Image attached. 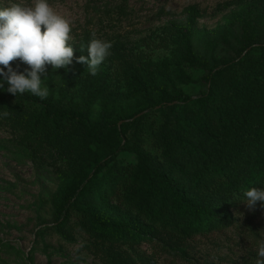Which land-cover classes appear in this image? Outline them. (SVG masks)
Wrapping results in <instances>:
<instances>
[{"label":"rangeland","instance_id":"rangeland-1","mask_svg":"<svg viewBox=\"0 0 264 264\" xmlns=\"http://www.w3.org/2000/svg\"><path fill=\"white\" fill-rule=\"evenodd\" d=\"M9 2L0 0V6ZM19 2L30 5L32 0ZM49 2L71 23L69 42L74 44V57L88 56L87 50L81 52L79 48L85 49L93 38L112 43L110 55L100 66L111 74L107 83L111 92L102 94L103 86L98 82L88 86L78 81L67 89L60 69L49 65L44 74L48 97L41 100L30 93L23 96L50 105L58 114L65 111L84 116L94 127L105 121L133 123L124 136L127 149L117 160L123 177L138 176L142 181L145 173L159 169L173 182L191 186L192 196L206 198L209 183L195 188L187 177L177 173L174 155L171 159L165 157L167 151L171 155L180 151L178 138L183 133L179 121L195 118L200 112L196 105L168 100L181 95L198 99L204 91L201 79L205 71L186 64L183 47L176 39H170L166 46L161 45L160 39L171 23L188 29V9L196 8V22L189 28L193 49L211 66L223 68L215 78L217 98L208 106L205 119L218 123L217 128L234 123L232 129L237 135L218 158L234 165L245 156L243 150L237 151V146L250 135L248 126L262 125L263 114L254 111L264 112V60L253 49L260 45L255 42L257 39L264 42V32L258 35L261 25L255 22L233 31L229 24L235 15L255 4H264V0ZM256 25L257 31H253ZM247 46L250 48L244 50ZM116 53L126 61L122 68L114 61ZM17 61L10 64L17 68ZM25 66L18 68L22 71ZM251 75L255 76L257 87L253 89L247 84L249 90L244 91L246 78ZM236 86L243 90V95L234 94ZM4 87L7 89V84ZM31 106L40 115L41 108L34 103ZM64 122L74 138L78 163L45 156L27 134L0 122V264H257L258 246L264 244V207L257 202L255 208L249 209L236 196L232 205L224 207L230 211V222L190 237L176 238L160 225L148 224L143 219L138 222L149 235L136 242H102L77 229L72 221L60 226L56 207L61 194L75 174L84 172L96 151L91 141L81 140L77 119ZM192 165L186 172H193L196 165L191 168Z\"/></svg>","mask_w":264,"mask_h":264},{"label":"trees","instance_id":"trees-1","mask_svg":"<svg viewBox=\"0 0 264 264\" xmlns=\"http://www.w3.org/2000/svg\"><path fill=\"white\" fill-rule=\"evenodd\" d=\"M188 11L190 28L195 24L198 12L194 7ZM251 22L261 25L258 35L261 31L264 32V4H255L240 15H235L230 20L229 29L240 30L247 24L251 25ZM189 28L182 29L171 23L169 30L160 39L162 46H166L170 39H176L183 47L186 64L205 71L201 79L204 91L198 99L181 95L168 100L196 105L200 112L195 118L179 121V129L183 133L178 138L180 151L172 155L167 151L165 157L171 159L174 155L173 165L177 173L187 177L195 188L209 183V194L203 199L189 193L191 186L173 182L165 172H158L159 169L145 173L141 177L142 181H139L138 176L123 177L118 170L117 160L127 149L123 144L124 136L133 123L119 125L116 120L105 121L94 127L89 119L79 114L65 111L58 114L43 102H35L23 95L16 97L7 92L5 87L0 90V113H7L0 122L27 134L45 156L78 163L75 141L66 129L64 119H77L81 125V140H89L96 147L84 172L75 174L61 194L60 203L56 207V221L60 226L72 221L77 229L102 242L124 239L136 242L149 235V231L138 222L143 219L148 224L160 225L176 238L190 237L208 233L222 227L223 223L230 222V211L224 207L232 205L234 196L244 199L246 189H264V112L254 111V114H263L262 125H249L250 135L239 141L237 151L243 150L245 156L239 160L236 158L237 163L234 165V162L230 163L228 160H218L231 145L232 137L237 135V131L232 129L233 122L228 123L225 128H217L218 123L205 119L208 106L217 93L215 78L221 75L223 68L211 66L207 59L199 58L193 49L192 32ZM253 31H257V25ZM255 42L260 45L253 51L259 53L264 60V42L259 39ZM248 46L243 49L250 48ZM78 56L73 57L70 68L59 70L64 87L70 89L78 81H83L88 86L98 82L103 86L102 94L107 91L110 93V86H107L111 78L110 72L99 68L98 74L91 76L85 64L76 62ZM113 58L121 68L124 67L126 61L122 54L116 53ZM16 63L17 67L23 66L19 61ZM246 81L244 91H248L249 87H257L255 76H247ZM242 91L239 86L234 88L235 95H243ZM164 100L167 98L164 97ZM33 103L41 108L40 115L33 110ZM191 163L194 164L191 168L196 165L195 169L193 172H186ZM132 216L139 220L131 219Z\"/></svg>","mask_w":264,"mask_h":264},{"label":"clouds","instance_id":"clouds-1","mask_svg":"<svg viewBox=\"0 0 264 264\" xmlns=\"http://www.w3.org/2000/svg\"><path fill=\"white\" fill-rule=\"evenodd\" d=\"M71 31L70 21L60 15L49 0H32L30 5L10 0L0 6V90L7 84V92L16 97L30 93L46 99L49 95L44 84L46 67L67 70L73 63ZM111 48L110 41L93 38L85 49L79 48L81 52L87 50L88 56L80 55L76 62L85 64L89 75L96 76ZM15 60L26 65L23 71L10 64ZM4 116L7 113H0V117ZM243 196L242 201L249 209L255 208L257 202L264 207V189L251 187ZM257 257V264H264V244L258 246Z\"/></svg>","mask_w":264,"mask_h":264}]
</instances>
